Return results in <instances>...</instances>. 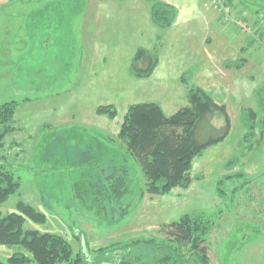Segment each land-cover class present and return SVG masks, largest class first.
I'll list each match as a JSON object with an SVG mask.
<instances>
[{
    "label": "rangeland",
    "instance_id": "obj_1",
    "mask_svg": "<svg viewBox=\"0 0 264 264\" xmlns=\"http://www.w3.org/2000/svg\"><path fill=\"white\" fill-rule=\"evenodd\" d=\"M177 1L220 21L204 32L160 28L147 0L3 1L0 103L16 108L1 155L20 186L0 210L30 203L47 220L26 225L62 235L85 264H111L100 253L134 240L147 264H184L188 252L166 227L194 212L215 220L206 264H264V0H224L221 9L208 0ZM139 50L145 56L135 58ZM152 54V72L137 74ZM195 89L218 106L196 128L200 143L214 142L192 158L185 186L150 193L138 156L119 135L123 115L149 101L172 115ZM105 106L113 117L100 111ZM105 160L125 165L128 190L121 204L103 210L79 192ZM19 251L0 244V263Z\"/></svg>",
    "mask_w": 264,
    "mask_h": 264
},
{
    "label": "trees",
    "instance_id": "obj_2",
    "mask_svg": "<svg viewBox=\"0 0 264 264\" xmlns=\"http://www.w3.org/2000/svg\"><path fill=\"white\" fill-rule=\"evenodd\" d=\"M147 1L150 3L152 23L160 28L171 26L177 13L175 7L161 0ZM143 56L145 52L139 50L135 58ZM146 57L147 65L140 68L141 73L137 74L146 76L152 72L156 64V56L152 54ZM188 101L187 106L172 115H165L161 106L151 101L130 104L123 115L119 135L126 142L127 151L135 152L138 156L147 191L150 193L164 194L173 186H185L192 158L204 146L214 142L209 139L200 143L196 128L200 120L218 106L201 89L191 90ZM108 107L105 106V109L100 111H107L109 116L113 117L115 112L113 108L108 109ZM15 108L14 101L0 103V207L20 186L19 178L13 173L10 163L1 155L6 144L4 140L6 135L15 130L11 126ZM91 153H88L89 158L93 156ZM104 167V169L100 168L99 175H90V180L84 183L79 193L83 202L91 201L99 209L106 210L114 204H121L128 190V170L124 164L116 166L107 160L104 162ZM241 185L240 182L239 186ZM239 186L234 184L233 189ZM220 190L225 194L224 187H220ZM45 220L47 219L42 212L22 200L16 202L13 211L3 214L0 210V244L20 249L19 252H13L8 256L6 263L85 264L84 253L73 250L62 235L39 231L26 225L27 221L43 224ZM214 226L215 220L200 212L183 214L176 221L167 224L166 228L173 236L176 245L184 247L188 252L184 260L181 258V262L207 263L204 245ZM135 242L138 241H131L124 246L114 243L112 247H107L108 251L100 255L103 254L107 258L106 261L111 264H147L136 252L135 246L140 244ZM143 243L156 248L161 247L155 240H145ZM119 248L123 249L121 257L115 254ZM160 258L162 262H166L170 256L164 253ZM173 260L177 262L179 259L174 256Z\"/></svg>",
    "mask_w": 264,
    "mask_h": 264
},
{
    "label": "crops",
    "instance_id": "obj_3",
    "mask_svg": "<svg viewBox=\"0 0 264 264\" xmlns=\"http://www.w3.org/2000/svg\"><path fill=\"white\" fill-rule=\"evenodd\" d=\"M4 0H1L0 2V31L2 36V33H4V22L8 25L7 13L4 11V6L7 5L3 3ZM163 2H166L168 4H171L175 7L177 14L175 17V20L172 24V28L169 29H177L180 27H188L189 31L195 30L196 32H199L200 30H206L207 27L209 28L211 25H216L220 18L216 12H210V11H204L201 12L200 10L194 8L193 10L188 9V5H184L183 3L177 1V0H162ZM5 4V5H3ZM8 8V7H6ZM194 25H197L193 27ZM197 27V28H196ZM200 27V28H199ZM204 32V31H203ZM199 40L201 39V36L199 37Z\"/></svg>",
    "mask_w": 264,
    "mask_h": 264
},
{
    "label": "built area",
    "instance_id": "obj_4",
    "mask_svg": "<svg viewBox=\"0 0 264 264\" xmlns=\"http://www.w3.org/2000/svg\"><path fill=\"white\" fill-rule=\"evenodd\" d=\"M211 4H213V5H216L218 8H220L221 9V3H222V1H224V0H208Z\"/></svg>",
    "mask_w": 264,
    "mask_h": 264
}]
</instances>
